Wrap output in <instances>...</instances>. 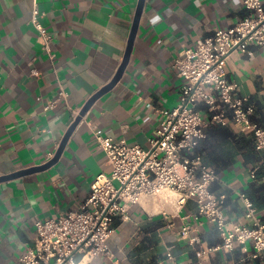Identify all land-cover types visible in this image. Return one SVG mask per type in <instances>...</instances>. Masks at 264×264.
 Instances as JSON below:
<instances>
[{"label": "crops", "instance_id": "obj_1", "mask_svg": "<svg viewBox=\"0 0 264 264\" xmlns=\"http://www.w3.org/2000/svg\"><path fill=\"white\" fill-rule=\"evenodd\" d=\"M139 3L0 0V178L55 158L84 107L118 75ZM36 9L52 37L51 52L32 24ZM249 15L244 0H145L122 77L81 117L58 161L0 182V264H19L34 244L38 220L79 209L96 177L111 173L94 129L149 149L165 121L161 112L180 104L184 80L173 66L183 48ZM249 51L232 53L226 71L238 83V95L256 107L254 121L264 128V48L250 44ZM61 88L66 100L60 99ZM203 114L208 116L204 106ZM196 152L218 172L213 190L229 194V222L244 216L238 193L246 194L264 219V151L256 149L252 132L214 124ZM255 168L259 180L251 176ZM178 207L151 214L144 204L132 206L128 219L115 222L109 241L114 257L86 264H160L170 249L181 264H264V257L248 259L239 246L231 253L209 251L222 244L216 226L194 201ZM186 226L197 229L190 234L196 244L178 237ZM248 248L252 252L251 244Z\"/></svg>", "mask_w": 264, "mask_h": 264}, {"label": "built area", "instance_id": "obj_2", "mask_svg": "<svg viewBox=\"0 0 264 264\" xmlns=\"http://www.w3.org/2000/svg\"><path fill=\"white\" fill-rule=\"evenodd\" d=\"M244 6L249 16L229 29L217 30L195 46L184 47L175 60L173 67L184 80L181 101L173 110L161 112L165 121L149 149L115 140L94 129L99 148L107 154L111 173L96 177L79 209L38 220L34 244L21 256L19 264H77L85 259H111L114 254L109 241L116 220L128 219L132 206H143L149 198L161 199L166 192L177 197V206L194 201L199 214L216 226L222 244L209 251L222 249L231 253L239 246L248 259L264 257V219L260 212L246 194L238 193L244 201V216L239 222H229V194L213 190L220 181L218 172L196 152L214 124H232L241 132H252L256 149L264 151V128L254 121L256 107L238 95L239 85L226 71L232 53H250V44L264 48V2L244 0ZM32 24L44 41V49L51 52L52 37L37 9ZM67 97L61 88L60 99ZM251 176L259 180L258 168ZM194 230L197 231L186 226L178 237L196 244L198 238L190 235ZM169 262L181 264L171 249L160 264Z\"/></svg>", "mask_w": 264, "mask_h": 264}, {"label": "water", "instance_id": "obj_3", "mask_svg": "<svg viewBox=\"0 0 264 264\" xmlns=\"http://www.w3.org/2000/svg\"><path fill=\"white\" fill-rule=\"evenodd\" d=\"M144 5H145V0H140V3H139V8H138V12H137V17H136V22H135V26H134V29H133V32H132V36H131V39H130V44H129V48H128V52H127V55H126V58H125V61L124 63L122 64V67L120 68V71L118 73V75L116 76V78L114 79V81L109 84L108 86H106L105 88H103L100 92H98L89 102L88 104L84 107V109L82 110L80 116L77 118V120L73 123V125L71 126L70 130L68 131V133L66 134L65 138H64V141L62 143V146L58 152V154L55 156V158L49 162L47 165L45 166H41V167H38V168H32V169H29V170H24L22 172H19L17 174H13L11 176H5V177H1L0 178V182L1 181H5V180H9V179H12V178H16V177H20V176H23L25 174H28V173H32V172H35V171H38V170H42L46 167H49L53 164H55L69 137H70V134L74 131V129L77 127V125L80 123L81 121V117L85 115V113L87 112V110L89 109V107L99 98L101 97L102 95H104L105 93H107L108 91H110L116 84L117 82L120 80V78L122 77L127 65H128V62H129V59H130V54H131V51H132V47H133V43H134V39H135V36H136V32H137V28H138V24H139V21H140V17H141V13L143 11V8H144Z\"/></svg>", "mask_w": 264, "mask_h": 264}, {"label": "bare ground", "instance_id": "obj_4", "mask_svg": "<svg viewBox=\"0 0 264 264\" xmlns=\"http://www.w3.org/2000/svg\"><path fill=\"white\" fill-rule=\"evenodd\" d=\"M162 200L164 201V205L161 206L158 202L157 198H149L146 199L143 204L146 208V210L151 214L160 213L163 210L169 211V212H176L178 210V206L176 205L177 197L170 193L166 192L162 195ZM87 259L80 262L79 264H86Z\"/></svg>", "mask_w": 264, "mask_h": 264}, {"label": "trees", "instance_id": "obj_5", "mask_svg": "<svg viewBox=\"0 0 264 264\" xmlns=\"http://www.w3.org/2000/svg\"><path fill=\"white\" fill-rule=\"evenodd\" d=\"M258 177L260 178L259 173H258Z\"/></svg>", "mask_w": 264, "mask_h": 264}, {"label": "rangeland", "instance_id": "obj_6", "mask_svg": "<svg viewBox=\"0 0 264 264\" xmlns=\"http://www.w3.org/2000/svg\"><path fill=\"white\" fill-rule=\"evenodd\" d=\"M162 198H163V197H162ZM162 198H161V199H162ZM162 201H163V200H162ZM163 203H164V201H163Z\"/></svg>", "mask_w": 264, "mask_h": 264}]
</instances>
